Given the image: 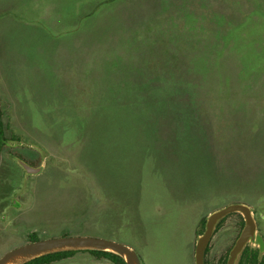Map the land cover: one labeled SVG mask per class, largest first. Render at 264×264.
Instances as JSON below:
<instances>
[{
    "label": "rangeland",
    "instance_id": "obj_1",
    "mask_svg": "<svg viewBox=\"0 0 264 264\" xmlns=\"http://www.w3.org/2000/svg\"><path fill=\"white\" fill-rule=\"evenodd\" d=\"M107 1L0 0V105L12 135L0 195L20 201L0 215V256L35 230L39 239L115 240L141 264H194L199 219L232 202L251 207L264 236V81L247 76L264 55V0H218L232 12L201 43L212 52L200 91L174 70L200 29L190 9L207 0ZM166 25L176 39L162 40ZM135 32L157 36L146 40L150 55L131 54L138 38L112 41ZM14 152L31 165L44 160L42 170L26 174ZM238 220L228 213L208 259L233 243ZM50 264L111 263L78 251Z\"/></svg>",
    "mask_w": 264,
    "mask_h": 264
},
{
    "label": "trees",
    "instance_id": "obj_2",
    "mask_svg": "<svg viewBox=\"0 0 264 264\" xmlns=\"http://www.w3.org/2000/svg\"><path fill=\"white\" fill-rule=\"evenodd\" d=\"M104 1H106L105 3L108 2L107 0H104ZM200 4L202 6V11H198L197 9H195V11H194L193 7H191V9H190L191 13L194 12L195 18H197V19L201 18V22H200V26H199L200 29L196 33V38H195L196 44L192 48V50L189 52V54H185L184 55V53H185L184 52V48L182 49L183 52H180V53L184 55V57L182 58V60L184 62L182 61L180 63V65H177V67L174 70V73L177 74V75H180L181 79L182 78H187L189 80H193V82H195V84H194V86H191V87L194 90H197V91H200L202 87H200L196 82L197 81H201V79L207 80L206 67L204 66V64L206 63L207 58L209 57V54L212 52L211 49L208 51V50H206L205 47H202L201 43L204 42V41L213 40L214 37H213L211 32H214L213 31L214 29H216L218 26H221L222 22H223V19L227 18L228 16H230V13L232 12V5L230 3H227V1L207 0V3L206 2H200ZM213 4H218L217 6H220V7L222 5L225 6L226 9H227L226 13L225 12H219V11L213 9L214 8ZM163 9L165 11L166 10H170V5L164 4V8ZM242 10L244 12H247V10H244L243 8H242ZM210 13H214V14L210 16ZM152 17H153V21L152 22L155 23L158 20V18L160 17V15L155 13ZM164 19H163V22H164ZM166 26L168 27L167 28L168 33L164 34L162 40H164L165 42H168L172 38L176 39V35L174 34L175 33L174 31H176V30L175 29L173 30L171 28L172 25H166ZM175 26H176V22H175ZM137 34H138L137 32H135L132 35H126L125 34V38H119L116 34H114V36L112 38V41H115L116 43L124 45V44H127L129 42V40L131 41V39H132V42H134V40H137V38H138L137 44H136L138 46V48L137 47L136 48H134V47L131 48V51H132L131 54L135 53L134 55H137V53H139L138 52V50H139L140 54H141L140 56L141 57H146L144 55L148 56V55H150V52H151L150 48H146V46H147L146 40L152 39L154 41L155 39H157V36H152V35L148 36V35H146L144 40H139L140 39V35L137 36ZM188 38H189L188 34L180 35L179 36L180 43L184 44L185 42H187ZM105 40H107V37L103 36V39L100 42L105 41ZM144 43L146 44L145 46H144ZM144 52H146V54L143 55ZM239 56H240L241 59H243L242 55H239ZM232 59H233L232 57L231 58L228 57L226 59L227 60V65L230 68L234 69V71H235V76L234 77L238 81L240 79V77H242V75L240 73L241 69H239L238 67L234 66V64L231 62ZM260 59H261L260 67L258 69H256V70H253V71L249 72L247 74V76H248V78H252L255 81L259 80V81L262 82V81H264V55H263V57H260ZM146 61H148V60H146ZM187 66H189L190 68L187 67ZM147 69H148V67H147ZM149 69L151 70V72L156 71L155 68L151 69V67H149ZM172 69H173L172 67H166V70L164 71V75L165 76L166 75L169 76L170 72L172 71ZM208 74L211 75L210 73H208ZM0 101H1V97H0ZM166 105H168V107ZM204 106H206V104ZM167 108H170L169 107V103L168 104L163 103V110L166 111ZM202 108H205L206 111H207L206 107H202ZM165 113L168 114L167 111ZM4 114L5 113H4V109H3V103L1 102L0 160H2L3 152L6 150L4 141L7 140L8 138H10V136H12V135L9 134V129H8L6 123L3 121ZM203 123L206 124V122H204V121H203ZM34 162L36 163V161H34ZM3 206H4V203H1L0 207H3ZM234 213L239 216V220H238V223H237V226H238L237 234L235 235V238H236V236L238 235L240 229L242 228L243 217H242V215L239 212H234ZM227 215L228 214H226L224 217H222L217 222V224L215 226V232H216V230H218V228L220 227V225L223 222V220L225 218H227ZM205 217H206V214L202 215L201 218L199 219V223H198L199 224L198 225L199 230H203V228H204ZM26 236H27V240L28 241L36 240V239L39 238L37 236V231H35V230L28 231L26 233ZM232 244L225 250V252L219 258L216 259L215 264H226V258H227V255H228V251H229L230 247L232 246ZM78 251H87L92 256H94V257H96L98 259L106 260V261L110 262L111 264H125V261H124L123 257L120 256L119 254H117L115 252H112V251L99 250V249H78V250L57 251V252H52V253H48V254H45V255H41V256L35 257V258H33V259L23 263V264H50V263L58 261V260L69 258L75 252H78ZM206 252H208V247H207V249H205L204 264H214L212 260H210L208 258L206 259ZM236 264H264V254H261L259 252L258 247L247 243L243 247L241 253L239 254V257L237 259Z\"/></svg>",
    "mask_w": 264,
    "mask_h": 264
},
{
    "label": "water",
    "instance_id": "obj_3",
    "mask_svg": "<svg viewBox=\"0 0 264 264\" xmlns=\"http://www.w3.org/2000/svg\"><path fill=\"white\" fill-rule=\"evenodd\" d=\"M13 159L26 174L38 173L44 166V160L40 161L38 165H31L17 155H13ZM12 201L13 205H18L15 198ZM230 212H239L243 217V225L228 251L226 264H236L239 254L247 243L258 247L259 252L264 254V239L257 229L251 207L244 202H232L206 214L204 228L194 243V264H204L205 249L213 230L217 222ZM78 249L108 250L122 256L125 264H141L136 251L129 245L111 239L81 234L60 235L27 241L3 253L0 256V264H23L48 253Z\"/></svg>",
    "mask_w": 264,
    "mask_h": 264
},
{
    "label": "flooded vegetation",
    "instance_id": "obj_4",
    "mask_svg": "<svg viewBox=\"0 0 264 264\" xmlns=\"http://www.w3.org/2000/svg\"><path fill=\"white\" fill-rule=\"evenodd\" d=\"M14 155H15V152H14ZM12 161H14V163H15V164H16L21 170H23L13 158H12ZM39 163H40V161H38V163H35V165H38ZM23 171H24V170H23ZM13 198H15V197H13L12 194H8L7 196H5V195H0V204H1V203H4V206H3V208L1 209L2 211L0 212V215L4 212V209L7 207V205H8V206L11 205V206L13 207L12 209H14V208L20 206V201H18L17 198H15V199H16V201L18 202V205H13V201H12ZM0 208H1V207H0ZM12 209H11V210H12ZM11 210H10V212H11ZM5 216H6V218L8 217L7 212H5L4 215H2L1 219H3ZM254 218H255V217H254ZM255 221H256V224H257V218L255 219ZM257 227H258V224H257ZM257 229H258V228H257ZM214 233H215V228H214L213 233H212V235H211V237H210V239H209V241H208V244H207V246H206V249H207V247H208V251H209V248H210V246H211V240H212V236L214 235ZM261 235H262V234H261ZM262 236H263V235H262ZM263 239H264V236H263ZM206 259H207V252H206ZM212 261H213V263L215 264L216 259H215V260H212Z\"/></svg>",
    "mask_w": 264,
    "mask_h": 264
}]
</instances>
